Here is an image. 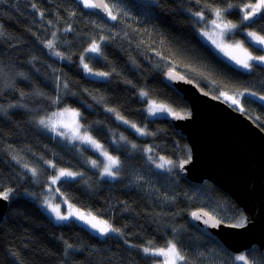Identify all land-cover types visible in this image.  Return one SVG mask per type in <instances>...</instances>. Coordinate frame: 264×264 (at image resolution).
I'll return each mask as SVG.
<instances>
[{"label":"trees","instance_id":"1","mask_svg":"<svg viewBox=\"0 0 264 264\" xmlns=\"http://www.w3.org/2000/svg\"><path fill=\"white\" fill-rule=\"evenodd\" d=\"M107 2L117 14L115 21L78 0H0V191L12 190L0 225V264H154L157 259L142 249L149 241L161 247L169 240L177 242L191 264H241L234 261L238 254L192 222L191 213L205 210L219 219L244 215L242 209L211 182L198 186L179 175L178 165L191 156L187 140L168 118H150L147 105L153 100L174 113L190 112L163 80L173 70L224 102L222 93L235 96L244 109L237 110L264 130V100L259 99L264 66L237 69L202 39L195 13L202 11L208 21L214 17L209 7H223L227 0ZM226 18L239 23L242 14L234 8ZM238 30L235 38L246 43L247 30L264 34V21ZM49 41L53 49L46 47ZM93 41L101 45L99 55L86 52ZM81 57L92 72L109 75L96 78L83 68ZM63 108L77 110L81 129L118 157L115 180L102 178L88 165L91 151H78L77 145L41 130L39 120ZM117 113L147 134L124 124ZM161 156L173 164L156 167ZM38 164L43 173L33 176L29 169ZM59 168L82 175L59 181L58 193L121 229L120 234L102 237L75 221L54 222L42 204L54 192L49 181ZM26 173L31 179L22 185ZM19 184L41 205L19 197ZM240 254L248 255L250 264H264L257 246Z\"/></svg>","mask_w":264,"mask_h":264},{"label":"water","instance_id":"2","mask_svg":"<svg viewBox=\"0 0 264 264\" xmlns=\"http://www.w3.org/2000/svg\"><path fill=\"white\" fill-rule=\"evenodd\" d=\"M163 80L190 108L187 114L177 112L168 118L191 150L184 167H177L179 175L198 186L211 182L229 194L247 217L244 228H230L224 222L211 227L203 223L207 217H192V222L212 233L232 253L240 254L254 246L264 252V130L176 71L164 73ZM8 208L9 200H0V224Z\"/></svg>","mask_w":264,"mask_h":264},{"label":"snow or ice","instance_id":"3","mask_svg":"<svg viewBox=\"0 0 264 264\" xmlns=\"http://www.w3.org/2000/svg\"><path fill=\"white\" fill-rule=\"evenodd\" d=\"M197 2H200V0H197ZM79 3L83 6L85 9H99L103 11L106 16L110 20H117V14H114L113 6H110V3L107 2V0H79ZM33 8H35V4L32 5ZM234 8L238 9V12L242 14V18L239 23H234L232 20L226 18L227 13H231ZM209 11L211 14L215 17L214 19H209L207 22L212 27V33L204 32L202 33L205 36H209V38L215 37L212 39L213 44L216 45L220 51L224 52L225 55L229 57V59L233 60L237 65H239L241 68L251 71L253 68V63L256 62L259 65H264V55H254L251 50H249L248 47L245 46L244 41H236L234 43H226L225 42V36H227L229 33H233L235 30L240 29L241 25H247L248 27L252 26V22H260L264 21V0H247V2H244V0H241L239 4H234L233 0H227V3L223 7H209ZM72 15H75V13H72ZM196 16H198L200 19H205L204 13L202 11H198L195 13ZM41 16H43V13H41ZM259 18V19H257ZM71 27L65 29L66 32L71 31ZM2 35V33H0ZM55 35V34H53ZM246 36L249 38L250 42L254 45L258 46V50L264 51V34H261L257 31H247ZM104 38L101 37V40ZM53 41H49L46 45L49 49L54 48ZM86 52L95 53L99 55L101 53V45L95 41L92 42L91 46L86 49ZM56 56H61V53L55 52ZM81 63L83 64V68L95 75L100 77H106L109 75V73L106 72H92V69L89 68V65L87 63H84V57H81ZM183 77H181L182 79ZM67 87V85H64ZM141 96H147V93L141 92ZM221 95L225 96L227 100H229L232 104L236 105L240 108V110L243 112L244 109L240 105L239 100L235 96H228L226 93H222ZM239 95H244V93H239ZM253 97L256 96L255 92L250 93ZM260 100H264V95L259 97ZM158 111H162V108L156 109ZM108 111H115L114 109H108ZM149 112L155 115V112L153 111V108H149ZM169 112H172L171 109H169ZM174 115H178L176 113H173ZM53 117H57L58 119L53 120L51 117L48 120L41 119L39 120V124L50 128L51 131L56 132L57 135H66L65 132L58 131V128H65L68 131L71 132L72 139H78L82 143L89 144L99 150L101 152V155L104 156L107 163L103 164V172L101 173L102 176H108V177H115L117 175L116 172L113 171V169H118L120 166V161L117 157H114L110 155L106 150H104L103 145H101L98 141L93 139L92 136L88 135L86 132L81 135L80 129L81 125L78 122V117L80 116V113L74 109H68L65 108L61 112H55L52 114ZM71 116V121L66 122L64 119L67 116ZM117 118L122 120L124 124L130 125L131 128L135 129L136 132L140 133L141 135H146L147 133L137 127L135 123H131L128 120H125L122 116L117 113ZM120 140H126V137L120 136ZM133 148L136 147L135 144L132 145ZM152 149L149 148L147 151H151ZM151 159V157L149 158ZM161 163H158L156 167L158 168H165L166 165H172L173 161L166 159L165 157H160ZM188 161H182L179 165L180 168L184 167V164ZM50 167L56 168L55 164H52L51 161H47ZM93 167H97V161L92 160L91 161ZM27 168V165H25ZM31 174L33 176L37 175V169L31 168L29 169ZM58 175H53L51 178V184L55 185L58 181L61 180V178L69 177V178H75L77 175H82V173H76L72 171H68L64 168H59ZM11 189H8L6 191H0V200L7 201L9 199ZM49 208H51V211L55 213L56 219L61 221H66L69 219V215H76V218L83 221L86 225H88L91 229H94L96 232L100 234V236H107L109 233H121V229L113 227L108 221L98 219L95 215H93L91 212L84 214L79 212L78 210L75 213H69V215H61L60 207L59 205L52 206L51 204L48 205ZM71 207V205H69ZM194 219L201 220L203 217H207V219H203V223L206 225H209L211 227H216L220 223L224 222L226 223L227 227L230 228H244L246 226L247 217H245L243 214H240L237 216L227 217V216H221L219 219L216 218V216L208 213V212H193L191 213ZM230 220H235L234 223L229 222ZM210 221L212 222L210 224ZM150 246L144 247L142 250L146 255L161 257L162 260L160 261V264H191L188 256L183 251L181 247H178L177 242L173 240L167 241V243L164 246L157 247L155 245L154 241L148 242ZM68 249H72V245H67ZM234 261H241L243 264H250L249 256L246 254H240L236 255L234 257ZM251 264H257L256 261H252Z\"/></svg>","mask_w":264,"mask_h":264},{"label":"rangeland","instance_id":"4","mask_svg":"<svg viewBox=\"0 0 264 264\" xmlns=\"http://www.w3.org/2000/svg\"><path fill=\"white\" fill-rule=\"evenodd\" d=\"M79 2V0H78ZM197 20L200 21L201 23V26L199 27V31H200V35L202 37V39L207 42L226 62H228L229 64H231L232 66H234L235 68L237 69H240L244 72H249V70H246V69H243L241 68L239 65H237L233 60L229 59V57L227 55L224 54V52L220 51V49H218L216 47L215 44H213L212 42V39H214L215 37H212V38H209V36H205L203 35L202 33L204 32H208V33H212V27L211 25L205 20V19H200L199 17L197 18V16L195 15L194 16ZM215 17H213L212 19H214ZM249 31V30H247ZM246 31V32H247ZM239 30H235L233 33H229L227 36H225V42L226 43H234L236 41H243L239 38H235V34L238 33ZM246 32H245V35H246ZM245 46L249 48V50H251L253 52L254 55H264V51H260L258 50V46L254 45L253 43L250 42L249 38L247 37V42L245 43ZM90 53V52H88ZM90 54H93V55H97L95 53H90ZM252 63H256V62H252ZM264 66V65H263ZM95 73V72H93ZM95 76V75H93ZM96 78H100V76H95ZM144 97V96H143ZM227 102L229 105L235 107V109H237L236 105L232 104L229 100L225 101ZM149 108H153V111L155 112V115H153L152 113L149 112ZM158 108H162L163 110L162 111H158L156 109ZM65 108H63L62 110H59L60 112L63 111ZM68 109H72V108H68ZM169 109L172 110V112H169ZM75 110V109H74ZM59 111H56V112H59ZM77 111V110H76ZM147 112H148V116L150 118H169L170 116H172V114L174 113V109L171 108L169 105H166V104H161V103H157L156 101H153V100H149V104L147 105ZM55 113V112H53ZM52 113V114H53ZM50 115L49 117H47L45 120H48L50 117L55 120V119H58L57 117H53V115ZM64 119L66 122H70L71 121V116H67L65 118H62ZM78 119V122L80 124V120H79V117L77 118ZM44 127V126H43ZM45 129H47L51 135H54L56 137H58L60 140H63V141H68L71 145H77V149L78 151H82L84 152L85 150H89L91 151L94 155L92 156L91 154H86V157H87V163L88 165L94 169L95 171H97L100 176L104 179H108V180H115L118 176V174L113 178V177H108V176H102L101 173L103 172V164L107 163V161L105 160L104 156L101 155V152L99 150H97L96 148H94L93 146L89 145V144H86V143H82L80 140L78 139H72L71 136V132L68 131L67 129L65 128H58V131L60 132H65L66 135H57L56 132H53L50 130V128L48 127H44ZM85 133V131H83L82 129H80V134H82V132ZM49 133V134H50ZM88 135L92 136L90 133L86 132ZM93 137V136H92ZM93 139H95L93 137ZM96 140V139H95ZM97 141V140H96ZM102 145V144H101ZM104 150H106L110 155H112L108 149H106L104 146H103ZM114 156V155H112ZM116 157V156H114ZM118 158V157H117ZM92 160H96L97 161V167H93L92 166V163L91 161ZM49 165V164H48ZM50 167V166H49ZM117 170L118 169H113L114 172L117 173ZM68 171H72V170H68ZM74 172V171H72ZM55 175H58V172L55 173ZM79 175H77L75 178H77ZM75 178H69V177H65V178H61V180L63 179H75ZM60 180V181H61ZM59 182V181H58ZM58 182L53 185L51 184V179L49 181V186H48V189H51L53 190L54 192L52 193V196L51 198H46L45 199V202L42 204L43 206V209L50 215V217L54 220V222H56L57 224H64V223H68L70 221H75L77 222L78 224H81L83 226H85L87 229L91 230V228L89 226H87L86 224H84L83 221L79 220L76 218V215H69V213H75L77 210L81 213H84V214H87L89 212H86V211H83L81 209H78L76 208L75 206L71 205L69 202H67L65 200V198H63L57 191V184ZM51 204L52 206H56V205H59L60 207V212H61V215H69V219L66 220V221H61V220H57L56 219V216H55V213H53L51 211V208L48 207V205ZM69 205H71V207H69ZM83 222V223H82ZM92 231V230H91ZM98 233V232H97ZM100 236V235H99ZM240 255V254H238ZM150 257H154L157 259V261H155L154 264H160V261L162 260L161 257H156V256H151V255H148ZM241 264H243V262L239 261Z\"/></svg>","mask_w":264,"mask_h":264},{"label":"bare ground","instance_id":"5","mask_svg":"<svg viewBox=\"0 0 264 264\" xmlns=\"http://www.w3.org/2000/svg\"><path fill=\"white\" fill-rule=\"evenodd\" d=\"M39 124V123H38ZM39 127L41 128V130H43L45 133H50L47 129H45L42 125H40L39 124ZM51 134V133H50ZM39 165L40 164H38L37 166H35V168L37 169V175H39V174H42L43 172V170H44V168L41 166V167H39ZM46 165H48V164H46ZM23 176V183H21L22 185H24V183L26 182V181H29V179H31V176L28 174V173H26V174H23L22 175ZM21 184H19V185H17V187L18 188H20V191H19V193H18V196L19 197H21L23 200H27V201H30V202H32V201H34V202H36V203H38L39 205H41V201H39L38 200V198H37V196L36 195H34V194H30L27 190H25V188H24V186L22 187V185ZM6 213H7V211H6ZM6 213H5V215H6ZM48 214V213H47ZM193 217V216H192ZM191 220H192V218H191ZM1 225V224H0ZM197 226V225H196ZM230 251V250H229ZM231 252V251H230Z\"/></svg>","mask_w":264,"mask_h":264}]
</instances>
